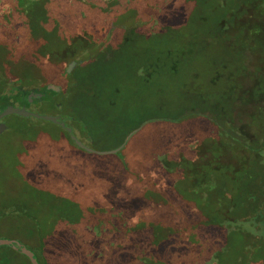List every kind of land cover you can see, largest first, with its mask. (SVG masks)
I'll list each match as a JSON object with an SVG mask.
<instances>
[{"label": "rangeland", "instance_id": "rangeland-1", "mask_svg": "<svg viewBox=\"0 0 264 264\" xmlns=\"http://www.w3.org/2000/svg\"><path fill=\"white\" fill-rule=\"evenodd\" d=\"M92 7L103 17L93 24L86 19L83 24L78 17L86 16ZM76 30L88 42L98 41L85 52L86 55L117 46L114 58L119 62L126 57L131 60L128 64L133 65L125 73L131 79L117 100L119 105L133 108L126 125L147 116L164 117L184 111L180 120L183 128L192 125L195 129V112L204 114L215 106H223L227 112L233 110L234 125L244 127L248 132L252 128L256 133V140H246L245 145L251 152L258 151L260 161L257 165L264 181V0H0V46H8L10 50L16 47L49 49L51 52L45 59L51 60L56 67V61H59L57 48L70 45ZM121 35L128 39L123 45ZM35 53L26 52L20 56L26 62L41 61L40 53ZM84 55L81 58H85ZM77 56L74 54V58ZM67 68L68 63L63 69L57 67L51 75L41 69L33 71L43 82L50 80L53 85L65 87L71 80ZM42 84L37 82L40 92L45 89ZM257 95L262 99L254 97ZM75 100L72 98L62 109L45 100L24 107L34 113L58 115L73 134L92 149L116 148L120 137L119 131L113 130L117 127L115 123L99 120L98 109L87 108ZM115 112L116 109L112 114ZM255 113L256 117H253ZM71 115L81 117L80 122L90 127L89 140L77 132L75 124L69 120ZM2 121L6 128L0 132V239L15 240L36 252L30 242L32 236L39 234L46 242L54 264H70L82 255L86 256L85 264H94L92 257L100 251L108 264H132L136 255L137 240L133 239L138 235L136 228L133 236H122L117 232L119 236L99 239L103 231L102 220H91V212L103 209L105 205L102 199L109 178L104 171L115 162L112 157L96 156L79 149L55 123L43 119L10 114ZM89 122H92L90 126ZM234 139L232 137V141ZM135 140L139 145L149 142L144 137ZM211 147L208 142L200 146L196 164L207 161L205 156L209 155ZM218 150L217 154L225 153L221 148ZM222 161H229V156H222ZM254 165L256 163L250 164L251 167ZM225 167L229 165L225 164ZM83 173L87 174L84 178L74 176ZM236 173L243 175L244 170ZM136 179L140 180L138 176ZM78 187L80 189L76 191ZM199 187H202L200 183L178 190L171 187L164 195H156L155 203H151L145 194L140 198L146 190L138 188L120 190L115 197V191L108 194L119 207L131 203L130 207H122V211L129 210L126 221L136 225L149 214L153 205L158 207L154 214L159 218L165 212L175 217L174 214L180 215L178 210H181L188 219L196 209L189 194ZM233 187L231 185V191ZM100 191H103L101 198L86 199L93 192L99 195ZM159 200L163 205L172 203L178 210L163 208ZM208 203L214 207L227 206V202L217 203L214 196ZM218 214L221 213L215 212L212 218H219ZM175 218L179 220L180 217ZM255 218L250 217L248 222L241 220L242 224L233 216L226 220L230 219L227 224L231 228L241 225L247 229L249 224H254ZM196 229L194 232L199 234ZM145 235L147 232L140 236ZM262 235L264 241V223ZM129 238L131 240H127ZM227 251L232 253L231 248ZM260 255L261 252L255 254V258L259 260ZM15 260L27 264L22 256ZM260 263L264 264V251ZM95 264H100V260Z\"/></svg>", "mask_w": 264, "mask_h": 264}, {"label": "trees", "instance_id": "trees-1", "mask_svg": "<svg viewBox=\"0 0 264 264\" xmlns=\"http://www.w3.org/2000/svg\"><path fill=\"white\" fill-rule=\"evenodd\" d=\"M90 11L86 16L78 17L79 21L86 24L89 19L93 24V21L103 17L95 7H92ZM109 26L108 21L107 30ZM77 32L80 33L78 30L73 33L70 45L68 43L65 47L57 48L56 56L59 61H56V67L51 63V60L45 59L51 52L49 49L26 50L16 47L14 50H10L8 46H0V111L8 105L27 106L43 100L51 102L57 109H62L74 98L76 99L74 102L82 103L87 108L89 106L98 109L97 118L99 120L115 123L117 127H114L113 130L119 131L120 139L114 147L119 146L132 130L142 125L137 132L131 135L120 153L105 155L112 157L115 162L106 166L104 171V174L109 178L105 183L106 190L102 199L105 205L102 207L103 209L91 212L92 221L99 219L103 223V231L99 234V239L103 236H119V234L133 236V230L136 228L138 235L133 238L137 240L136 255L132 258V264H257V262L261 264L264 251L262 239L264 181L262 182L261 170L257 165L260 161L258 151L251 152L245 145L246 140H256V133L252 132L250 127V132H248L244 131V127L235 126L234 111L227 112L223 110V106L210 108L205 113L203 112L204 114L195 112V116L193 115L195 119L193 121L196 122L195 129L192 125L183 128L180 120L184 111L164 117L147 116L145 119L126 125L134 112L133 108L121 106L117 100L131 79L125 74L128 72L129 66L133 65L128 64L131 60L127 57L121 58V62L119 59H115V53L119 48L117 46L101 48L96 51V54L86 55L85 52L90 51V48L97 45L98 41L88 42L85 36ZM126 35H121L122 45L128 41ZM52 37L53 35H51ZM26 52H38L42 60L26 62L20 56L21 53ZM74 54L78 56L74 58ZM82 54H85V58H81ZM61 61L62 64H60ZM66 63L69 67L66 69V73L71 76V80L65 87L54 85L58 90L49 87V85H53L49 83L50 80L43 82L39 78L40 75L34 73L41 69L48 71L51 75L54 71L56 72L57 67L63 69ZM37 82L43 83L44 91L40 92L37 89ZM254 97L262 99L260 95ZM170 105L172 106L171 102ZM173 108L178 110L177 107L173 106ZM115 109L117 112L112 114ZM137 110L140 112V108ZM256 113L253 117H256ZM76 119L78 120L76 121ZM81 119L76 115H71L69 118L75 124V129L80 136L89 140L91 138V135L88 134L90 127L81 123ZM90 123L92 122H89L88 126ZM191 123H188L187 126ZM57 126L64 132L67 139L78 147L70 138L69 132L63 127ZM136 137L148 138L149 142L142 145L136 144L139 142L135 140ZM232 137H235L233 141ZM205 142L212 145L208 149L209 155L205 156L207 161L196 164L195 159L200 152V146ZM218 148H221L225 153L217 154ZM90 154L96 155L92 152ZM225 155L229 156V161H222V156ZM252 162L256 165L251 167ZM225 164H228L229 167H225ZM220 165L225 170H221ZM250 167L251 169H249ZM240 170H244L243 175L239 173ZM236 172L239 174L237 175ZM86 175L83 173L74 176L84 178ZM136 176L140 180H137ZM70 180L67 178L68 183H71ZM198 183L202 187H199V190L195 188V191H191L189 194V199L194 200L196 209H193L194 212L188 219L172 203L163 205L159 200L158 203L162 204L163 208L166 206L171 210H178L180 215H174L175 217L179 216V220L172 215L169 216V212L163 213L160 218L157 217L154 213L158 207L153 205L149 214L142 218L143 221L136 225H129L126 221L129 210L122 211V207H130L131 203L119 207L113 200V196L108 194L109 191H113L112 193L115 191V197L120 190L138 188L147 191L141 194L140 198L145 194V197H150L151 203H155V196L164 195L171 187L177 190L185 189L194 187ZM82 184L84 186L85 182ZM231 185H234L233 191L236 192L231 191ZM79 189L80 187L76 191ZM100 192V196L97 195V192H93L86 199L93 197L94 200H97L103 193V191ZM211 196H214L217 203L227 202V206L214 207L213 204H207ZM215 212L221 213L218 214L219 218L217 219L212 218ZM195 213L196 217H193ZM230 216H233L234 220H240L239 223L241 220L248 222L250 217L256 218L254 224H249L250 227L244 229L241 225L240 227L234 225L236 228H231L230 224H227L230 219L226 220ZM138 219L140 221L139 217ZM233 223L238 224L236 221ZM196 227L200 236L194 232ZM145 232L147 235L140 236ZM94 236H97L96 233ZM31 239L30 243L38 254L29 246H24L34 253L39 264H54L48 255L47 244L42 236L37 234ZM127 240H131V238ZM228 248H231V254H229L230 250L226 252ZM0 249V264H19L15 260L17 256L24 257L27 264H31L26 255L11 245H1ZM100 252L92 257L94 262L100 260V264H108L109 262L101 257ZM259 252L261 255L257 260L255 254ZM130 254L133 252L131 251ZM85 260L86 256L82 255L78 261L70 262V264H85Z\"/></svg>", "mask_w": 264, "mask_h": 264}, {"label": "water", "instance_id": "water-1", "mask_svg": "<svg viewBox=\"0 0 264 264\" xmlns=\"http://www.w3.org/2000/svg\"><path fill=\"white\" fill-rule=\"evenodd\" d=\"M49 87L55 88L58 90V88H56L54 85H49ZM10 114H16V115L23 116V117H34L37 119H43L46 121L53 122V123L63 127L67 132H69L70 138L75 142V144L78 147L86 150L87 152H92V153H96V154H115V153L119 152L125 146V144L129 140L131 135L133 133L137 132L142 127V125H140L139 127L132 130L124 138L123 142L119 146H117L116 148H112L109 150H95V149H92L91 147H88L82 141H80L73 134L72 129L63 120H61L58 115H48V114H39V113L30 112L24 106L18 107V106H14V105H8L3 110L0 111V132L5 130V128H6V125L3 123L2 119L5 116L10 115ZM1 245H11L14 249H19L22 254L26 255L29 258L31 264H39L38 260L34 256V253L30 249L25 247L24 245H21L20 243H18L17 241L11 240V239H0V246Z\"/></svg>", "mask_w": 264, "mask_h": 264}]
</instances>
